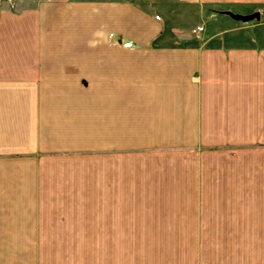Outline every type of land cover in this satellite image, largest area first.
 Returning a JSON list of instances; mask_svg holds the SVG:
<instances>
[{
	"label": "crops",
	"instance_id": "obj_1",
	"mask_svg": "<svg viewBox=\"0 0 264 264\" xmlns=\"http://www.w3.org/2000/svg\"><path fill=\"white\" fill-rule=\"evenodd\" d=\"M0 264H264V0L0 4Z\"/></svg>",
	"mask_w": 264,
	"mask_h": 264
},
{
	"label": "water",
	"instance_id": "obj_2",
	"mask_svg": "<svg viewBox=\"0 0 264 264\" xmlns=\"http://www.w3.org/2000/svg\"><path fill=\"white\" fill-rule=\"evenodd\" d=\"M234 19L248 21L252 19H260V15L258 13L252 14L250 16H235Z\"/></svg>",
	"mask_w": 264,
	"mask_h": 264
},
{
	"label": "rangeland",
	"instance_id": "obj_3",
	"mask_svg": "<svg viewBox=\"0 0 264 264\" xmlns=\"http://www.w3.org/2000/svg\"><path fill=\"white\" fill-rule=\"evenodd\" d=\"M14 0H0V4H12Z\"/></svg>",
	"mask_w": 264,
	"mask_h": 264
}]
</instances>
